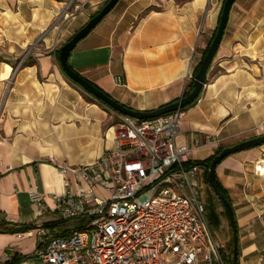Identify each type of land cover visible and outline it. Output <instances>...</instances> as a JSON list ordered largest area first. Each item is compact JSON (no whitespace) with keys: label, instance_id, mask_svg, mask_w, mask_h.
Listing matches in <instances>:
<instances>
[{"label":"crops","instance_id":"1","mask_svg":"<svg viewBox=\"0 0 264 264\" xmlns=\"http://www.w3.org/2000/svg\"><path fill=\"white\" fill-rule=\"evenodd\" d=\"M223 1L118 0L76 43L68 64L125 106L158 108L183 95ZM105 2L0 0V226H28L0 231V264L4 254L30 256L43 230L66 235L85 223L61 216L54 195H77L88 184L59 165L99 160L112 147L116 120L68 80L56 52ZM179 125L175 142L195 162L264 134V0L234 1L207 82ZM262 156L264 145L232 153L215 168L237 223L238 264H264V178L254 173ZM196 167L194 182L208 186L205 167ZM31 187L41 202L30 200ZM94 194L107 195L99 185ZM209 224L228 253L229 221L221 218L217 230ZM23 262L42 264H15Z\"/></svg>","mask_w":264,"mask_h":264},{"label":"built area","instance_id":"2","mask_svg":"<svg viewBox=\"0 0 264 264\" xmlns=\"http://www.w3.org/2000/svg\"><path fill=\"white\" fill-rule=\"evenodd\" d=\"M187 77L192 78L188 73ZM184 109L148 119L119 115L112 147L92 164L59 165L87 182L77 195H54L65 219L85 223L66 235L43 230L30 256L42 264H227L194 177L189 149L175 142ZM264 158V156L262 157ZM263 160L254 173L264 178ZM95 185L107 195L96 196ZM30 200L42 193L30 188ZM4 254L2 261L10 259ZM26 264V262H23Z\"/></svg>","mask_w":264,"mask_h":264},{"label":"water","instance_id":"3","mask_svg":"<svg viewBox=\"0 0 264 264\" xmlns=\"http://www.w3.org/2000/svg\"><path fill=\"white\" fill-rule=\"evenodd\" d=\"M234 1L235 0L223 1L219 21L215 29V34L201 60L198 71L193 77V88L187 95L180 96L176 101L169 102L152 110L133 109L119 103L104 91L95 87L85 77L77 73L69 66L68 56L71 50L75 47L76 43L85 37L87 33L98 24V22L115 6L118 0H106L98 12L92 15L82 27H80L66 42L60 46L58 60L60 62L61 69L68 80L74 85L79 87L88 95L92 96L97 101L101 102L108 109L121 116L123 115L136 119H148L158 117L162 114L177 110L179 108H183L191 104L198 97L207 82L208 70L221 42L229 18V12ZM261 145H264V134L245 139L230 146H226L213 156L207 167L209 184L214 193L217 195L218 199L223 203L228 214V220L232 232V264H238L237 227L231 203L220 193L219 189L217 188L215 182V168L217 164L221 162V160H223L226 156Z\"/></svg>","mask_w":264,"mask_h":264},{"label":"trees","instance_id":"4","mask_svg":"<svg viewBox=\"0 0 264 264\" xmlns=\"http://www.w3.org/2000/svg\"><path fill=\"white\" fill-rule=\"evenodd\" d=\"M221 13V11H220ZM215 34V30L211 36V38L209 39V41L207 42V45L205 47V49L203 50L202 52V58L204 56V54L206 53L207 51V48L209 47L211 41H212V38ZM58 52L59 50H57L56 52V58H57V62L58 64L60 65V62L58 60ZM202 60V59H201ZM27 62H23V64L26 65ZM200 63L201 61L197 64V66L195 67L194 71H193V74H192V78L189 80V82L187 83L186 85V88L183 92V95H187L193 88V77L194 75L196 74V72L198 71L199 67H200ZM61 68V66H60ZM62 70V69H61ZM89 81V80H88ZM90 82V81H89ZM91 84H93L92 82H90ZM95 87H97L95 84H93ZM99 88V87H97ZM100 89V88H99ZM201 93V92H200ZM107 94V93H106ZM200 95V94H199ZM198 95V96H199ZM198 98V97H197ZM196 98V99H197ZM178 98H175L173 99L172 101H176ZM196 99L189 105L183 107L182 109H187L189 106H191L195 101ZM171 101V102H172ZM221 149H219L216 153H218ZM214 155L210 156L209 158H207L206 160L204 161H198V162H195V161H190L187 163V165H203L205 167V181L207 183V185L211 188L210 184H209V181H208V171H207V167H208V164L209 162L211 161V159L213 158ZM215 182H216V185H217V188L219 189L220 193L231 203V200L226 192V190L223 188V186L220 184L219 180L217 179L216 177V174H215ZM212 189V188H211ZM213 191V190H212ZM214 192V191H213ZM215 194V193H214ZM216 195V194H215ZM217 196V195H216ZM221 202V201H220ZM207 204V205H206ZM206 209L205 211L207 210V208L209 209V212L206 211V215H207V219L209 221V223H211V221L209 220V217L210 219L212 220V211H211V206H209L208 203H206ZM222 206H223V209H224V212L226 213L227 215V219H228V214H227V211L223 205V203L221 202ZM211 208V209H210ZM208 213H209V216H208ZM229 221V220H228ZM235 223H236V220H235ZM6 224V223H5ZM236 227H237V223H236ZM26 228H28V226H0V231H8V232H18V231H23L25 230ZM230 230V237H231V240H232V232H231V228H229ZM230 240V246H229V252L225 255V258H226V261H227V264H232V241ZM240 255V250H239V247H238V257ZM24 258L23 255H19V254H13L11 255L10 259L8 260H5V261H2L1 264H15L16 262H18L20 259Z\"/></svg>","mask_w":264,"mask_h":264},{"label":"rangeland","instance_id":"5","mask_svg":"<svg viewBox=\"0 0 264 264\" xmlns=\"http://www.w3.org/2000/svg\"><path fill=\"white\" fill-rule=\"evenodd\" d=\"M94 15V14H93ZM89 19V18H88ZM87 19V20H88ZM28 47L25 48L23 51L19 52L18 55H20V58L18 59L17 58V65L19 63H21L20 61H23L25 60L28 56H29V53H28ZM84 92V91H83ZM87 99L89 100H93L92 96L90 97V95H88L87 93H82ZM108 109V108H107ZM110 110V109H108ZM111 112H113L111 110ZM114 116H115V120L117 123L119 121V115L115 112H113ZM263 157V156H262ZM263 158H261L262 160ZM198 189H199V194L201 196V199L203 201V204H204V207L206 209V203L209 204V206H211V211H212V220L210 219L209 217V220L211 221V224L214 228V230H217L219 225H220V219L222 218V221L224 222V224L229 225L228 224V219H227V215L226 213L224 212V209H223V206L220 202V200L218 199V197L214 194V192L212 191V189L209 187V186H198ZM206 204V205H205ZM207 212H209V209L207 208L206 210ZM208 216H209V213H208ZM229 230V229H228ZM229 235H230V230H229ZM230 240H231V237L229 236V241H228V252H229V246H230Z\"/></svg>","mask_w":264,"mask_h":264},{"label":"bare ground","instance_id":"6","mask_svg":"<svg viewBox=\"0 0 264 264\" xmlns=\"http://www.w3.org/2000/svg\"><path fill=\"white\" fill-rule=\"evenodd\" d=\"M262 160H263L262 162L264 163V158ZM260 170H262V172H264V165L261 167Z\"/></svg>","mask_w":264,"mask_h":264}]
</instances>
